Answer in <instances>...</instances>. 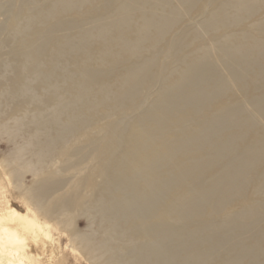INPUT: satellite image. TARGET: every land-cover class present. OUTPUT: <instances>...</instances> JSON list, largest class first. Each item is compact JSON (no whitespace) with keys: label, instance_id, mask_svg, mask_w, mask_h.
Returning <instances> with one entry per match:
<instances>
[{"label":"bare ground","instance_id":"1","mask_svg":"<svg viewBox=\"0 0 264 264\" xmlns=\"http://www.w3.org/2000/svg\"><path fill=\"white\" fill-rule=\"evenodd\" d=\"M52 1L38 11L29 40L14 54L25 61L19 67L38 70L43 47H70L54 36L63 25L58 20L80 5L93 6L78 43L89 63L78 73L82 81L68 86L71 104L81 106L72 123L59 128L69 132L86 124V113L101 102L121 118L108 133L111 154L95 201L102 217L131 226L130 236L121 238L136 247L123 254L114 247L116 237L96 243L75 234L72 248L94 264H264V39L236 30L264 8V0H213L209 12L203 0ZM195 9L209 43L198 40L195 27L160 47L182 22L183 11ZM255 28L264 35V23ZM96 35L105 37L98 54ZM195 43L201 44L190 54ZM96 55L103 68L90 65ZM15 82L16 93H22L20 79ZM127 106L136 118L123 117ZM54 150L52 143L40 147L44 153ZM34 172L28 164L11 176L24 179ZM249 189L257 200L225 214L234 202L248 199ZM45 193L33 188L28 201L40 210ZM71 206L63 200L57 213L67 216ZM41 232L12 208L1 214L0 264H29L33 255L53 258L56 246Z\"/></svg>","mask_w":264,"mask_h":264},{"label":"rangeland","instance_id":"2","mask_svg":"<svg viewBox=\"0 0 264 264\" xmlns=\"http://www.w3.org/2000/svg\"><path fill=\"white\" fill-rule=\"evenodd\" d=\"M89 1H94L96 5L107 3V0ZM212 1H202L201 5L207 7V12L213 9ZM50 2L53 1L32 0L29 5L23 0H0V9L7 10L6 13L0 12V215L12 208L40 225L42 235L50 237L56 246L53 258L46 254L48 256L44 255L39 260L33 255L29 264H35L36 260L40 264H94L80 251L72 248L73 235L89 237L96 243L108 237H116L114 247H120L123 254L136 249L134 242L121 238L130 236L131 226H125L124 222L115 223V220L109 219V214L106 215L107 218L102 217L97 208L98 202L95 201L97 191L105 180L102 166L109 161L111 154L108 133L113 121H121V118H117L108 106L109 103L101 102L86 113V124H80L69 132L59 128L67 122L72 123L74 111L81 106L78 102L71 104L72 95L68 86L72 82L82 81L78 73L89 63H85L84 50L78 43L89 27L86 19L93 6L80 5L58 20L65 25L54 36L69 43L70 47L60 52V47H64V44L59 47L41 46L38 70L31 71L30 65L19 67L25 61L16 57L14 51L21 42L29 40L28 30L32 21L37 17L38 11L45 10ZM185 11L182 13V22L163 39L160 47L167 48L175 36H181L195 27L199 29L198 40L202 44L209 43V37L199 27L203 16L198 9L189 13ZM135 16L139 18L140 15L136 13ZM260 23H264V8L244 20L236 30L238 33L249 30L259 41L264 39V35L258 34L255 28ZM106 36L109 38V34ZM104 38L100 35L94 37L96 54L101 49L99 44ZM200 44L190 46V54ZM152 55L153 53H148L147 57ZM96 57L97 60L90 62V65L103 68V61L97 55ZM171 58L172 56H168L165 63ZM52 66L53 69L48 74V69ZM152 73L156 75L157 70L154 69ZM18 79L19 87L23 88L22 93H16L15 81ZM147 87L150 88L151 85H146ZM155 90L158 92L159 87L156 86ZM151 100L147 94L146 106ZM123 117L133 119L137 116L132 107L127 106ZM50 143L54 145L53 152L40 151L41 146ZM10 162L12 165H9ZM28 164L34 166L33 174L26 173L24 179L11 176L12 170L21 169ZM85 178L90 179L88 183L84 182ZM33 188L46 191L43 199L45 207L40 210L28 201V194ZM248 199L234 202L226 209L225 214L235 213L243 208V204L257 200L252 189L248 191ZM63 200L70 206L72 204L67 216L57 213ZM111 254H102L99 262H103Z\"/></svg>","mask_w":264,"mask_h":264}]
</instances>
